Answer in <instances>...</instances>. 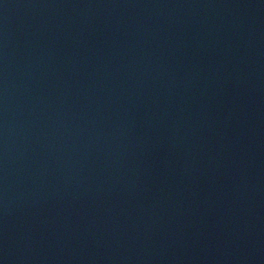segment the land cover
Segmentation results:
<instances>
[{
	"label": "water",
	"instance_id": "1",
	"mask_svg": "<svg viewBox=\"0 0 264 264\" xmlns=\"http://www.w3.org/2000/svg\"><path fill=\"white\" fill-rule=\"evenodd\" d=\"M0 264H264V0H0Z\"/></svg>",
	"mask_w": 264,
	"mask_h": 264
}]
</instances>
